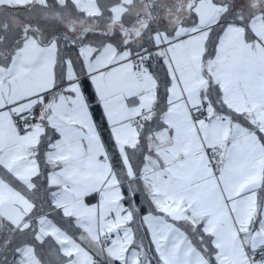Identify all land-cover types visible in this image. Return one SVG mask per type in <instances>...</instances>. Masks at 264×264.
I'll return each instance as SVG.
<instances>
[{
    "label": "snow or ice",
    "instance_id": "1",
    "mask_svg": "<svg viewBox=\"0 0 264 264\" xmlns=\"http://www.w3.org/2000/svg\"><path fill=\"white\" fill-rule=\"evenodd\" d=\"M0 264H264V0H0Z\"/></svg>",
    "mask_w": 264,
    "mask_h": 264
}]
</instances>
